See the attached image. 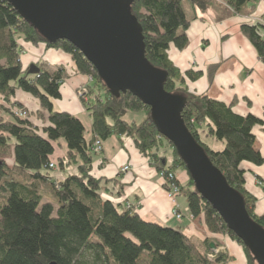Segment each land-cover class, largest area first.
Returning a JSON list of instances; mask_svg holds the SVG:
<instances>
[{"label": "trees", "instance_id": "trees-1", "mask_svg": "<svg viewBox=\"0 0 264 264\" xmlns=\"http://www.w3.org/2000/svg\"><path fill=\"white\" fill-rule=\"evenodd\" d=\"M185 1L195 7L194 15L186 10ZM225 1L241 13L258 0ZM209 3L134 0L131 12L143 29L147 59L168 72L165 89L186 97L182 112L185 124L228 182L243 194L249 214L264 227V212L255 211L256 197L248 192L241 167L243 162L264 163L253 131L262 120L253 114L236 113L233 103L189 92L186 77L193 81L200 73H182L169 58L171 46L179 50L187 46V29L197 9L205 10ZM262 19L244 24L242 33L264 61V14ZM19 38L70 54L76 72L87 77L92 97L87 104L92 118L91 139L86 138V127L79 117L54 109V100L61 98L66 68L53 70L39 64L41 71L29 74V69L22 67L24 46ZM18 89L39 99L42 110L48 111V125L40 128L19 115L25 108L13 99ZM0 96V264H227L226 250L212 260L208 241L199 244L182 228L144 219L134 204L104 197L105 182L92 173L93 160L98 156L94 141L99 139L104 145L111 136L125 134L152 158L159 172L166 177L174 175L179 196L185 197L194 219L203 217L210 232L225 233L242 244L196 191L189 173L188 183L179 180L177 169L187 168L172 143L158 132L150 118V107L130 92L112 95L80 50L66 40L47 42L6 0H0ZM129 111H144L146 116L141 123L131 121L126 118ZM38 115L42 116V111ZM203 133L222 142L223 148L213 149L203 143ZM61 139L66 152L55 162L51 155L55 142ZM165 142L171 145V161L160 153ZM57 165L63 171L69 168L67 176L59 178L50 172ZM243 248L248 264H257L250 251Z\"/></svg>", "mask_w": 264, "mask_h": 264}, {"label": "crops", "instance_id": "crops-1", "mask_svg": "<svg viewBox=\"0 0 264 264\" xmlns=\"http://www.w3.org/2000/svg\"><path fill=\"white\" fill-rule=\"evenodd\" d=\"M229 8L210 2L207 9H197V16L187 29V46L182 50L171 46L169 58L182 73L189 70L200 73L197 79L186 81L189 92L205 93L214 99L233 103L236 113L253 114L262 120V124L256 125L253 131L256 148L264 156V61L242 33V26L250 21L248 16L262 18L264 0H258L254 6L248 4L241 13ZM27 45L23 44L24 53L21 56V61H25L27 65L44 64L53 70L59 66L66 68L62 92L69 97V101L59 104L57 111H67L80 117L84 115V107L75 91L87 81V77L76 72L71 55L61 49L49 48L44 43ZM144 115L146 116L145 113ZM89 122L92 128L90 114ZM201 140L213 149L224 146L216 139L210 142L205 135H202ZM60 145L63 149L58 152L59 158L66 152L65 142H60ZM126 165L131 169L122 173L121 169ZM92 167V173L105 182L107 189L103 195L107 198L117 203L134 204L136 211L144 219L182 228L197 243L205 244L208 241L210 246L213 243L217 247L219 240L213 241L215 234L210 232L204 218H190L183 195L178 196L176 202L184 217L181 220L176 218L173 212L175 204L167 194L157 167L153 165L150 156L139 150L132 136H111L105 140L103 155L93 160ZM241 167L245 171L246 188L256 197L255 211L263 213L264 163L255 165L243 162ZM178 178L181 182L188 183L189 176L184 170L178 174ZM225 246L233 257V264H245L236 240L227 235Z\"/></svg>", "mask_w": 264, "mask_h": 264}, {"label": "water", "instance_id": "water-1", "mask_svg": "<svg viewBox=\"0 0 264 264\" xmlns=\"http://www.w3.org/2000/svg\"><path fill=\"white\" fill-rule=\"evenodd\" d=\"M6 1L47 42L66 40L80 50L112 95L130 92L150 107L151 120L176 149L196 191L257 264H264V227L249 214L243 194L228 182L185 124L186 97L167 91L168 72L147 59L143 29L131 12L134 0ZM40 71L33 63L28 73Z\"/></svg>", "mask_w": 264, "mask_h": 264}, {"label": "rangeland", "instance_id": "rangeland-1", "mask_svg": "<svg viewBox=\"0 0 264 264\" xmlns=\"http://www.w3.org/2000/svg\"><path fill=\"white\" fill-rule=\"evenodd\" d=\"M208 1L209 2H213V3L221 4L225 8L226 7L229 8V5H228V3L225 0H208ZM185 7H186V10L188 11V13L190 15H194V11L195 10H193V9H195V7L190 2L185 1ZM230 9L232 11V8H229V10ZM247 19L250 20L249 22H247V24H254V23H258V22H263L262 18H257L254 15H252L251 18H250V16H248ZM253 20H255V21H253ZM19 42L23 43V44L26 43V46H28L27 44H29L28 42H25L22 38H19ZM23 53H24V51H23ZM71 61L74 62L72 56H71ZM30 66L31 65H27V63L25 61L24 62L22 61L23 69H29ZM185 80L187 81L188 78L186 77ZM87 81H85L84 84H81L76 89L75 92H76L77 98L80 100V102L82 103V105L84 107V110H85L84 115H81V117L80 116H77V117H79L83 121V123H84V125L86 127V134H85L86 138L87 139H91L92 138V129H91V123L89 122V114L90 113H89V111L87 109V104L90 102L92 97H91L90 92H89L90 88L86 85V84H88V83H86ZM178 83H180V82H178ZM82 85L85 86V88H83ZM63 86H64V83H62V85H61V98L54 100V109L55 110H57L59 108V104H65V103H68V101H69V97L65 93L63 94V92H62L63 91ZM180 94H182V93H180ZM13 99L20 101L24 105L25 109L22 108V109L19 110V111H21L22 114H23V112L26 113V114H23L22 117L28 118L32 123H34L35 125L39 126L40 128H43L44 126L48 125V111H46L44 109L42 110V107L40 105V102H39L38 98L34 97L33 95H31L28 92L23 91L22 89H18L17 93H16V95H15V97ZM1 100H2V98L0 96V101ZM60 110H61V108H60ZM40 111H42V113H43L42 116L38 115V113ZM143 117H145L144 111H129L127 113V115H126L127 119H129L131 121L135 119L138 123L142 122ZM203 135L208 136L206 133H203ZM208 138H209L210 142L215 140L212 136H208ZM60 142H63V144H64V141L62 139L59 140L58 142H55V150H54L53 154L51 155V158L56 159V160H54L55 162L59 161L60 158L58 157L59 156L58 152L63 149L61 147V145H60ZM64 148H66V147L64 146ZM103 152H104V145H103V150L98 153V156H102ZM160 153L162 155L167 156L169 158V160L171 161L172 149H171V145L170 144H168L166 142L163 143L161 145V147H160ZM126 166H129V165H126ZM126 166L122 167V169H121L122 173H126V172H128L131 169V167H129V169L126 170ZM183 170L188 175V171L184 167H179L177 169V173L180 174L181 171H183ZM69 171H70L69 168L65 169L64 171L61 170L59 168V165H57V168L50 170V172L53 175H55V176H57L59 178H64L65 176H67ZM159 175L162 178L160 172H159ZM104 197H106V196H104ZM190 218L194 219L191 216H190ZM226 239H227V235L225 233H217V234L214 235V240L213 241L214 242H218V240H219V242L217 244V248L213 249L212 253L209 254V258L214 260L215 255H217L218 253H221L223 250H226L227 251L226 255H227V257H229L228 260H227V264H233V262H234L233 257L230 256V252H228V250L226 249L227 247L225 246ZM220 242H221L222 245L221 244L219 245ZM238 244H239V246H240V248L242 250V256H243V258L245 260V264H248L247 256L245 254L243 245L241 243H238Z\"/></svg>", "mask_w": 264, "mask_h": 264}, {"label": "built area", "instance_id": "built-area-1", "mask_svg": "<svg viewBox=\"0 0 264 264\" xmlns=\"http://www.w3.org/2000/svg\"><path fill=\"white\" fill-rule=\"evenodd\" d=\"M83 88H85V86H83ZM23 114H26V113L23 112ZM23 114L21 113V111H19L20 116H23ZM93 149H94L95 153L101 152L103 150V142L99 139H96L94 141ZM129 167L130 166H126V170H128ZM160 174H161L162 179H163V185L165 186V188L167 190V194L173 200V202L175 204V208L173 210L174 215L176 216L177 219L181 220L184 217V213H183V211L180 210L179 205L176 202V199L180 194V190L178 189V187L176 186V184L172 180L174 175L170 173L166 177V175L163 171L160 172ZM186 210L189 211V208L187 207ZM190 216L192 217V215H190ZM216 248H214V249H216Z\"/></svg>", "mask_w": 264, "mask_h": 264}]
</instances>
